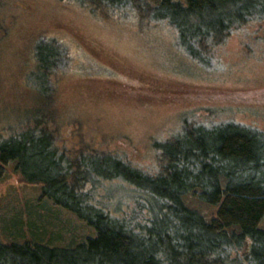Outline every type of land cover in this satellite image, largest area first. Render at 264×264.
Here are the masks:
<instances>
[{"label":"rangeland","instance_id":"1","mask_svg":"<svg viewBox=\"0 0 264 264\" xmlns=\"http://www.w3.org/2000/svg\"><path fill=\"white\" fill-rule=\"evenodd\" d=\"M2 2L0 125L31 114L70 161L79 156L98 164L111 156L154 177L161 147L186 122L188 128L231 122L264 132V25L240 26L211 53L197 51L196 58L176 44L169 25L144 19L139 4L137 16L129 2L118 11L91 1ZM35 45L56 57L63 47L66 57L61 68L51 61L54 67L41 69L40 84L25 79L36 65ZM93 181V193L109 194L108 206L122 205L124 215L132 209L154 212L148 197L141 207L134 205L135 191L125 181L98 176ZM181 201L205 222L218 207L193 194ZM259 229L264 230V216ZM94 235L42 197L38 185L22 182L12 164L0 168L2 244L39 240L69 248Z\"/></svg>","mask_w":264,"mask_h":264},{"label":"trees","instance_id":"2","mask_svg":"<svg viewBox=\"0 0 264 264\" xmlns=\"http://www.w3.org/2000/svg\"><path fill=\"white\" fill-rule=\"evenodd\" d=\"M75 1L116 11L129 2L137 16L139 4L146 10L144 19L169 25L176 44L196 58L197 51L211 53L240 26L264 25V0ZM49 43L56 45L53 39ZM64 53L62 47L56 57L35 45L36 65L26 81L39 83L41 69L59 67ZM33 120L22 112L21 118L15 115L0 125V168L12 164L22 182L38 185L42 197L95 235L69 248L39 240L0 242V264H264V230L259 229L264 216V132L231 122L193 128L186 122L161 147V167L152 177L111 156L98 164L79 156L70 161L51 132L42 130L43 123ZM96 176L125 181L135 191L134 205L141 207L148 197L154 212L140 215L132 209L124 215L122 205L109 207V194L93 193ZM187 194L218 206L215 216L205 222L187 209L181 201Z\"/></svg>","mask_w":264,"mask_h":264}]
</instances>
